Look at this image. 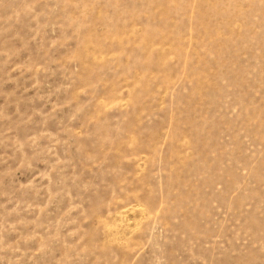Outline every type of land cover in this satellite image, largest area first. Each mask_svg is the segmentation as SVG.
Wrapping results in <instances>:
<instances>
[{
	"label": "rangeland",
	"instance_id": "1",
	"mask_svg": "<svg viewBox=\"0 0 264 264\" xmlns=\"http://www.w3.org/2000/svg\"><path fill=\"white\" fill-rule=\"evenodd\" d=\"M0 264H264V0H0Z\"/></svg>",
	"mask_w": 264,
	"mask_h": 264
}]
</instances>
